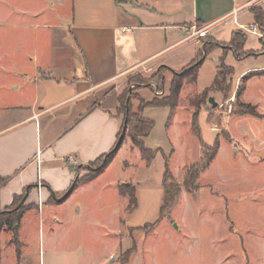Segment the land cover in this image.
<instances>
[{
  "label": "crops",
  "instance_id": "0c3cea01",
  "mask_svg": "<svg viewBox=\"0 0 264 264\" xmlns=\"http://www.w3.org/2000/svg\"><path fill=\"white\" fill-rule=\"evenodd\" d=\"M49 1L0 0V210L9 207L15 196L25 194L22 206L26 207L16 232L25 264H113L109 260L117 251L129 249L125 236L117 240L119 225L140 227L157 220L163 196L162 178L160 189H144L137 184L136 205L122 220L128 198L120 189L131 182L123 179L120 184L118 175L103 180L116 153L97 175L81 180L89 172L88 163L108 153L117 140L121 126L116 113L119 90L127 78L154 67L163 65L179 70L180 66L183 69L202 59L197 76L204 58L212 52L218 64L210 86L220 58L233 69L229 59L237 57L225 45L237 30L246 35L243 51H253L254 55H244L234 59V63L264 57L260 37L257 47L249 46L247 40L248 33L255 35L248 27L257 25L252 9L264 11V0H55L56 4ZM53 29L69 35L78 64L53 54ZM205 35L219 43L206 54L202 49ZM188 46L194 48L190 53L185 51ZM44 68L49 73L42 75L40 70ZM256 69H264V65ZM53 71L55 74L51 75ZM250 72L249 68L244 69L233 82L238 83ZM263 75L254 74L246 79ZM231 79L232 75L229 82ZM245 89L243 85L236 97L239 105L249 104L256 109V104L241 99ZM157 108L165 111L163 135L167 139H174L181 125L190 131L192 106H146L142 114L146 118L145 112ZM198 110L209 119L202 105ZM257 114L264 117L262 112ZM147 119L155 124L153 118ZM215 119L212 115L207 125L217 134L213 128ZM229 127L230 124L226 125L230 137ZM215 141L218 149V134ZM148 149L155 151V155L159 151ZM72 181L76 182L74 189L67 192ZM74 196L81 197L80 205L84 207L91 197L95 198L93 202L101 208L91 211L92 220L75 217ZM121 200L123 209L113 212L111 208ZM142 207L144 213L140 216ZM106 209L111 212L104 217ZM31 213H36L38 232L32 259L25 247ZM103 222L106 227L102 231L91 232L97 241H105V246L110 242L112 248L98 258L92 256L99 253L95 245L77 243L82 235L74 227H83L85 223L101 228ZM136 252L142 253L139 248ZM0 264L11 263L2 258Z\"/></svg>",
  "mask_w": 264,
  "mask_h": 264
},
{
  "label": "rangeland",
  "instance_id": "374dc122",
  "mask_svg": "<svg viewBox=\"0 0 264 264\" xmlns=\"http://www.w3.org/2000/svg\"><path fill=\"white\" fill-rule=\"evenodd\" d=\"M49 2L56 4L55 0ZM64 31L68 33V30ZM51 32L53 54L67 58L70 64H78L77 51L69 35L57 29ZM261 32L264 35V30ZM247 38L249 46L257 47L261 44L259 37L253 34L248 33ZM202 43L203 50L219 46V43L208 35L203 36ZM262 47L264 48V44ZM193 49L188 46L185 51L190 53ZM248 54L254 55L253 51L242 50L238 52L237 58ZM237 58L229 59L230 64L233 65V73L229 82V91L226 93L207 90V87L197 91L208 86L212 80L214 69L218 64L217 56L212 52L204 58L195 80L186 74L183 76L176 105L192 106L191 124L196 120L204 142L212 145L217 134L221 140L214 158L199 177L192 180L190 187L185 185L184 180L188 178L186 172L190 166L197 164L201 154V144L195 132H192V127H190L191 134L190 131L184 130V125H181L179 131L175 132L176 137L170 141L163 135L166 123L165 111L162 112L157 108L159 110L145 112L147 117L153 118L155 124L150 135L144 138V146L159 148L156 155V152L151 150V154L154 155L151 161L150 158L147 160L141 158L139 149L130 141L129 130L131 122L135 119L134 115L143 116L141 111L143 106L153 100H164L169 95L173 76L189 71L195 62L189 63L183 69L180 66L179 70H172L163 65L154 67L144 74L127 78L119 90L123 103L117 113L121 123L123 122V127L126 124L125 132L123 128L121 129L124 138L103 180H111L110 178L118 175L120 184L123 179H129L133 187L139 184L144 189H160L162 172L167 163L173 179L180 184V188L175 204L162 217L140 227L119 225L120 233L117 235V240L120 236H125L128 241L127 246L130 248L134 242L135 249L126 259L124 252L117 251L109 262L112 261L113 264H264V117L259 118L260 115L257 114V112L264 113V77L246 79L254 74H264V69L254 70V67L264 65V57L257 59L251 57L234 63L233 60ZM246 68L251 71L247 77L239 79L238 83L233 82ZM48 71L44 68L40 70V74H48ZM54 74L53 71L51 75ZM160 76L163 77L162 82L158 79ZM243 85L246 89L241 99L256 104L257 116L239 112V101L235 93L237 88ZM209 97H213L215 105L208 101ZM230 97L233 98L232 101L229 100ZM228 104L231 105L230 110ZM201 105L208 111L209 119L198 113ZM212 115L216 118L213 128L217 134L210 131L207 125ZM225 124H230V137ZM106 159L105 155L91 162L88 168L93 166L96 169L107 161ZM80 199V196H74L72 201V212L77 219H83L84 216L91 219V211L101 208L93 202L94 197L90 198L87 207L80 205L82 203ZM122 201L118 202L117 206L113 205L111 210L113 209L114 212L116 208L123 209ZM23 202L24 199L20 201L17 199L14 208L24 211L26 206H22ZM147 209L146 205L145 210ZM123 211L122 220L129 213L127 199ZM110 212L106 209L104 217ZM143 213L144 207L140 216ZM44 214L47 215L46 211ZM31 216L33 218L28 225L29 240L25 247H28L29 251L27 256L32 259L33 249L38 245V232L36 213H31ZM104 217L100 215L102 221ZM105 227L104 222L101 228L88 226L85 223L83 227L75 225L74 229L79 230L82 235L77 243L95 245L99 253L92 256L103 257L106 251L112 248V244L109 242L105 246V241H97L95 233L92 232L95 229L100 232ZM16 232L17 230L14 231L7 226H0V260L3 258L4 262L11 264H25ZM138 248L142 253L136 252Z\"/></svg>",
  "mask_w": 264,
  "mask_h": 264
},
{
  "label": "trees",
  "instance_id": "16d2710c",
  "mask_svg": "<svg viewBox=\"0 0 264 264\" xmlns=\"http://www.w3.org/2000/svg\"><path fill=\"white\" fill-rule=\"evenodd\" d=\"M252 13L254 16V21L257 23V26L259 29L264 30V11L260 8H253ZM246 41V35L240 31H234L232 33L230 41L225 45V48H232L236 57L238 56V52L243 50V45ZM208 52V49H204V53L206 54ZM204 54V55H205ZM202 62V59L195 62V64L192 66V68L184 73H180L177 75H174L171 83H170V89H169V95L164 98V100H153L149 102L147 105L143 106L142 109L146 106H167L171 109L176 106V100L178 98L179 91L182 86L183 76L186 74L187 76H190L193 80L196 78V73L199 64ZM233 69L230 66L225 65L223 58H220L219 65L217 66V70L214 76V79L212 81V84L208 86L207 90H215L219 91L221 93H226L229 91L230 85H229V78L232 75ZM159 81L162 82L163 77L160 76ZM243 86H240L236 90V95L238 96L240 92L242 91ZM123 103V98L121 95H118V107L116 110H119V107ZM239 112L240 113H248L251 115H256V111L254 107L250 106L249 104L239 105ZM142 111V110H141ZM118 114V113H117ZM134 121L131 122L130 130H129V138L133 146L137 147L140 152V156L142 159L151 161L154 158V155L151 154V150L144 146L143 139L149 134L153 127V122L149 119L144 118L141 115H134ZM126 125V124H125ZM125 125L123 127V122L121 123L119 132L117 134V140L113 146V148L106 154L98 157L95 160H98L101 157H104L106 155V160L102 163L101 166L94 169L93 166H90L89 173L81 178V180H87L95 175H97L103 167L106 166V162L114 155V153L118 150L119 145L122 143L124 138L125 132ZM123 128V132H121V129ZM192 132L198 137L200 144H201V156L198 160L196 165H192L188 168V171L186 172V176H188L187 180L185 179V185L187 187H190L192 184L193 179H197L199 177V174L203 172L209 162L214 158L217 150V142L215 141L212 145L205 144L200 136L199 127L195 121H192ZM94 160V161H95ZM93 162V161H92ZM91 162L88 163L90 165ZM192 168H196V170H192ZM190 177V178H189ZM191 181V182H190ZM189 182V183H188ZM75 181L71 182V185L67 192H71L74 189ZM180 184L176 182L173 179V175L171 174V171L165 163L164 171H163V177H162V189H163V196L161 199L160 207H159V217H162L166 214V212L171 208L172 205L175 204L178 192H179ZM134 187L130 185L122 186L120 189L121 194L127 196L128 198V210L129 212L134 209L136 205V198L134 194ZM20 196V197H19ZM19 196H15L13 198L12 204L9 206L10 208H5L4 210H0V226H7L10 229H13L14 231L17 230L19 226V221L22 216L23 211H18L14 207V203L18 199V201L24 199L25 194L22 193ZM13 205V206H12ZM135 249L134 242L132 246L127 249L124 254V259H126L130 253Z\"/></svg>",
  "mask_w": 264,
  "mask_h": 264
},
{
  "label": "built area",
  "instance_id": "2783aa9c",
  "mask_svg": "<svg viewBox=\"0 0 264 264\" xmlns=\"http://www.w3.org/2000/svg\"><path fill=\"white\" fill-rule=\"evenodd\" d=\"M241 28H244L243 25H241ZM249 31H251L252 33H254L255 35H257L258 37H260V39L264 42V35L263 33L261 32V30L259 29V27L256 25V24H252L248 27ZM230 101L233 100L232 97L229 98ZM228 107H229V110L231 109V105L228 104Z\"/></svg>",
  "mask_w": 264,
  "mask_h": 264
},
{
  "label": "water",
  "instance_id": "95a60500",
  "mask_svg": "<svg viewBox=\"0 0 264 264\" xmlns=\"http://www.w3.org/2000/svg\"><path fill=\"white\" fill-rule=\"evenodd\" d=\"M209 102H211L213 105H215V101H214V99L212 98V97H209Z\"/></svg>",
  "mask_w": 264,
  "mask_h": 264
}]
</instances>
